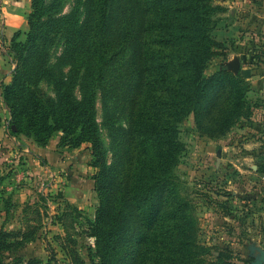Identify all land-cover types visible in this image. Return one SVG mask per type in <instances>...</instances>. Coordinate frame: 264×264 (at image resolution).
I'll return each mask as SVG.
<instances>
[{"label": "trees", "instance_id": "trees-1", "mask_svg": "<svg viewBox=\"0 0 264 264\" xmlns=\"http://www.w3.org/2000/svg\"><path fill=\"white\" fill-rule=\"evenodd\" d=\"M60 3L34 0L27 42H18L20 33L14 36L19 68L4 98L15 127L32 133L42 147L59 131L70 145H92L101 169L93 227L100 264H207L192 207L175 192L174 170L183 150L177 124L190 112L198 118L204 103L219 104L222 131L242 116L237 109L246 89L222 101L221 87L233 88V78L196 76L202 56L221 46L212 37L217 8L209 0H74L71 14L53 17ZM46 11L52 23L47 35L41 22ZM57 28L66 40L56 62L68 68L59 75L47 60ZM32 71L52 85L53 97L42 100L28 87ZM14 89L28 100L26 111L10 98ZM99 96L108 105L102 123L96 116ZM102 129L111 140L110 165ZM122 232L132 235L122 259L114 261L109 256Z\"/></svg>", "mask_w": 264, "mask_h": 264}, {"label": "rangeland", "instance_id": "rangeland-1", "mask_svg": "<svg viewBox=\"0 0 264 264\" xmlns=\"http://www.w3.org/2000/svg\"><path fill=\"white\" fill-rule=\"evenodd\" d=\"M33 1L0 0V264H100L93 227L100 208L97 183L101 169L92 145H70L59 131L46 146H39L26 129L13 130L14 112L5 103L4 87L13 85L19 68L13 39L20 33L18 42H27ZM51 2L43 0V5ZM73 2L61 0L53 17L71 14ZM209 2L217 8L212 37L221 46L202 56L196 76L208 79L226 74L233 78V88L228 83L221 87L222 101H228L234 90L246 89L244 106L237 109L242 116L227 131L217 129L222 109L211 101L202 105L198 118L190 112L177 124L183 150L174 170L175 192L192 207L198 224L197 241L208 250L207 264H255L256 257L264 253V93L254 87L255 78L264 73V42L253 39L252 46L239 43L247 32L259 30L264 37V0ZM252 11L262 22L255 25L257 30L248 26ZM48 14L46 11L41 17L45 35L52 27ZM242 20L246 22L237 25L236 38L219 41L221 32ZM57 32L59 37L49 47L47 57L55 75L68 71L64 62H56L66 40L61 36L65 32L62 28L53 34ZM253 55L255 61L250 57ZM236 59L240 61L238 73L228 66ZM32 73L28 87L42 100L53 97L52 85ZM213 92L215 86L208 91ZM10 98L20 111L27 110L28 100L17 96L15 89ZM107 106L99 96V123ZM101 140L110 165L113 154L105 129ZM131 235L122 232L117 236L110 259H122Z\"/></svg>", "mask_w": 264, "mask_h": 264}, {"label": "crops", "instance_id": "crops-1", "mask_svg": "<svg viewBox=\"0 0 264 264\" xmlns=\"http://www.w3.org/2000/svg\"><path fill=\"white\" fill-rule=\"evenodd\" d=\"M255 12L254 11H252V14L250 15V18H249V22H248V26H249V29H251L252 28V26H254L255 27V25L258 27V25H259V23L262 21V20H264V19H261V21L260 22H258L259 20H257V16L258 15H256V14H254ZM241 20V19H240ZM236 23H234V24H232V25H229V27L228 28H226L225 29V31H223V32H221L220 34H219V37H218V39H219V41H223V40H226V39H228L229 37H234V38H236L237 36L236 35H238L239 34V32L238 31H236V27H237V25H239V24H242V23H245L246 22V20H242V21H240V22H237V21H235ZM262 23V22H261ZM250 25H251V27H250ZM257 27H255V30H257ZM263 29H264V27H263ZM259 30L258 31H255L254 33H252V32H247L246 34H245V37H243V40H240V45L242 46L243 44L244 45H250V46H252V44H251V42H252V40L253 39H255V40H262L263 42H264V37L262 38L261 37V35L259 34ZM244 32H242V33H240L241 34V36H242V34H243ZM264 34V33H263ZM240 39H242V37H240ZM250 51V50H249ZM262 75H264V73H261V77L260 78H255V82H254V87H256V88H260V90H262L263 91V93H264V76H262ZM255 128L257 129V130H260V131H262V128H261V126H259V125H255Z\"/></svg>", "mask_w": 264, "mask_h": 264}, {"label": "water", "instance_id": "water-1", "mask_svg": "<svg viewBox=\"0 0 264 264\" xmlns=\"http://www.w3.org/2000/svg\"><path fill=\"white\" fill-rule=\"evenodd\" d=\"M228 66H229L230 70H232L235 73H238L239 67H240L239 59L234 60ZM13 130L16 132L17 128L15 126H13ZM263 261H264V253L261 252L260 255L256 257V263L255 264H262Z\"/></svg>", "mask_w": 264, "mask_h": 264}]
</instances>
